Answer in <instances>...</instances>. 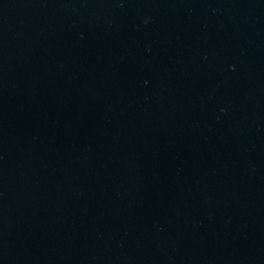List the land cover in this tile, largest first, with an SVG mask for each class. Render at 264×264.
<instances>
[{"label":"water","instance_id":"obj_1","mask_svg":"<svg viewBox=\"0 0 264 264\" xmlns=\"http://www.w3.org/2000/svg\"><path fill=\"white\" fill-rule=\"evenodd\" d=\"M0 264H264V0H0Z\"/></svg>","mask_w":264,"mask_h":264}]
</instances>
